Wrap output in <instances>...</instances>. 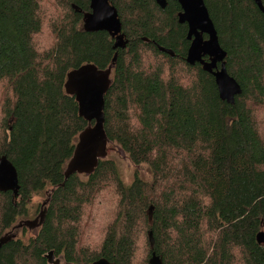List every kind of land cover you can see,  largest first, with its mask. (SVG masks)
Here are the masks:
<instances>
[{
    "label": "trees",
    "instance_id": "obj_1",
    "mask_svg": "<svg viewBox=\"0 0 264 264\" xmlns=\"http://www.w3.org/2000/svg\"><path fill=\"white\" fill-rule=\"evenodd\" d=\"M49 1L47 26L41 5ZM107 2L125 48L83 30L91 0H0V158L19 182L16 197L0 193V242L9 237L0 264H50V252L62 264H149L152 253L161 264H264L256 241L264 233V15L252 0H204L226 71L241 88L229 105L211 75L186 63L177 0L164 9L154 0ZM45 27L51 44L38 50ZM86 64L112 66L107 150L145 166L149 180L135 172L125 183L107 151L91 175L64 181L87 127L66 75ZM41 195L37 232L11 239Z\"/></svg>",
    "mask_w": 264,
    "mask_h": 264
},
{
    "label": "water",
    "instance_id": "obj_2",
    "mask_svg": "<svg viewBox=\"0 0 264 264\" xmlns=\"http://www.w3.org/2000/svg\"><path fill=\"white\" fill-rule=\"evenodd\" d=\"M154 1L160 9L166 7V0ZM252 1L264 15V0ZM177 3L181 9L178 23L187 26V40L190 42L186 63L190 66L197 64L211 75L219 99L229 105L234 104L235 97L241 94V88L226 71L224 64L226 53L219 45L204 0H177ZM90 11L82 20L83 30L88 33L105 32L114 40L113 49L125 48L127 39L122 33V25L115 8L107 0H91ZM159 51L172 55L170 51L162 48H159ZM111 73L112 66L107 70H101L93 64H86L66 75L65 91L68 95L74 96L79 116L87 123V127L79 134L73 155L66 164L64 181L75 174L91 175L99 160L107 156L104 98L111 85ZM18 191L19 182L15 168L5 157L0 158V193L10 192L16 197ZM42 222L43 214L40 213L39 220L36 218L32 222H24L22 226L40 227ZM8 240V236L2 239L0 246ZM149 241L153 246L151 234ZM256 241L259 245L264 244L263 232L256 236ZM53 256L52 252L46 256L50 264H54ZM93 264L110 263L100 259ZM149 264H161V260L152 253Z\"/></svg>",
    "mask_w": 264,
    "mask_h": 264
},
{
    "label": "rangeland",
    "instance_id": "obj_3",
    "mask_svg": "<svg viewBox=\"0 0 264 264\" xmlns=\"http://www.w3.org/2000/svg\"><path fill=\"white\" fill-rule=\"evenodd\" d=\"M41 8H42L43 12H47V16H46L47 23L46 24H47V26H49L50 20L52 19L51 14L53 13L52 12V1L42 3ZM53 11H54V9H53ZM82 27H83V25H82ZM50 44H51V38L49 36V31L45 27L43 33L36 37L35 46L38 50H43V49H46ZM263 123H264L263 119L259 118V125H262ZM106 151H108V157L113 159L117 163L121 177L125 183L128 184L131 182L135 172H137L138 175L141 178H143L144 180H149V174H148V171H147L145 166H138V167L134 166L133 164H131V162L128 160V158L123 153L116 151L114 149L109 148V150H106ZM44 203H45V199L42 198V195L34 198L33 207H32V209H33L32 214L28 218L21 219V221L19 220L17 224L20 225V224L24 223L25 221L35 220L37 218V216L40 214V210H41L40 206H42ZM38 204H40V206H39L40 210L36 211ZM86 226H87L86 230H88V228L90 226H92V223H90L88 220ZM36 232H37V230L33 231V230H29L27 227H22L20 229H17L15 231L11 232V233L16 234V236L18 238L19 237L23 238L25 236H26V238H28V237L34 235ZM97 237H98V233H97L96 238ZM52 263L62 264L63 260L61 257L53 256Z\"/></svg>",
    "mask_w": 264,
    "mask_h": 264
},
{
    "label": "flooded vegetation",
    "instance_id": "obj_4",
    "mask_svg": "<svg viewBox=\"0 0 264 264\" xmlns=\"http://www.w3.org/2000/svg\"><path fill=\"white\" fill-rule=\"evenodd\" d=\"M205 61H206V59H205ZM25 222H31V221H25ZM23 224V223H22ZM22 224H21V226H22ZM24 227H27L29 230H35L37 227H34V226H31V227H28V226H24ZM32 227H34V228H32ZM18 228H13V231H15V230H17ZM10 237H11V239H14V238H18L17 236H16V234H13V233H11L10 234ZM20 238V237H19Z\"/></svg>",
    "mask_w": 264,
    "mask_h": 264
},
{
    "label": "bare ground",
    "instance_id": "obj_5",
    "mask_svg": "<svg viewBox=\"0 0 264 264\" xmlns=\"http://www.w3.org/2000/svg\"><path fill=\"white\" fill-rule=\"evenodd\" d=\"M152 258V257H151Z\"/></svg>",
    "mask_w": 264,
    "mask_h": 264
}]
</instances>
